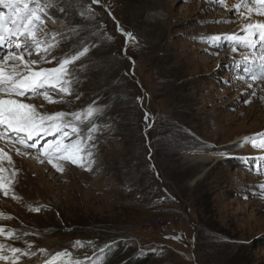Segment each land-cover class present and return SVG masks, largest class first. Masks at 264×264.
I'll return each instance as SVG.
<instances>
[{
	"label": "rangeland",
	"instance_id": "rangeland-1",
	"mask_svg": "<svg viewBox=\"0 0 264 264\" xmlns=\"http://www.w3.org/2000/svg\"><path fill=\"white\" fill-rule=\"evenodd\" d=\"M51 2L46 30L49 39L60 33L53 55L88 49L72 66L79 99H21L47 113L101 108L94 163L63 161L57 172L36 150L0 139L17 144L6 154L13 164L0 161V175L11 180L9 194L0 191V213L12 217L0 226L21 236L0 241L31 243L33 260L68 250L85 264H264V175L257 174L264 164L253 159L263 150L240 143L264 132V81H241L234 63L261 54L202 40L250 22V7L234 13L245 0ZM89 6L91 19L81 15ZM77 240L96 246L74 248Z\"/></svg>",
	"mask_w": 264,
	"mask_h": 264
},
{
	"label": "snow or ice",
	"instance_id": "snow-or-ice-1",
	"mask_svg": "<svg viewBox=\"0 0 264 264\" xmlns=\"http://www.w3.org/2000/svg\"><path fill=\"white\" fill-rule=\"evenodd\" d=\"M97 4L99 0H91ZM218 5H224V0H213ZM258 5V7H257ZM0 6L7 9V12L0 10V139L7 138L14 143L22 145L25 149H33L39 153L40 163L47 161L57 172H63L61 164L63 161L84 167L85 157H88L87 166L90 168L94 163L90 158L93 156L92 149L95 144L92 141L99 126L94 122V117L102 109L89 104L86 107L75 111H58L47 113L40 111L43 105L36 106L32 103L24 102L23 99L42 97L49 103H66L69 96L79 95L75 93L72 66L87 52V48L78 50L75 54H65L56 57L53 52L59 47L57 37L60 33H49L46 30L45 20L51 19L48 9L51 8V0H0ZM247 0L237 6L234 13L239 15L240 8H247ZM253 7L256 14L264 16V0H253ZM252 9H249L251 12ZM87 14L91 19L94 16L90 6L81 15ZM217 23H228L231 21H216ZM243 35L238 33L216 34L210 37H202L206 42L215 47L225 44L232 47V52L238 49H248L261 54L259 61L250 59L248 55L243 56V60L234 62L237 65L238 79L247 82L264 81V22L255 24L247 23L242 29ZM131 39L130 33H124ZM55 62V67L45 68L43 64ZM243 64L240 71L239 65ZM248 88L252 89L253 84L248 83ZM53 93L57 98L54 99ZM256 91L251 92L255 97ZM264 99V97H261ZM250 103L251 101H244ZM147 119V114H146ZM89 123L87 129L81 125ZM52 137L43 145L40 139ZM241 146L250 143L253 148L264 150V132L245 137L240 142ZM20 154V150H16ZM24 155H29L24 152ZM223 155V153H221ZM6 156L3 149H0V161ZM42 157V158H41ZM264 164V155L254 157ZM55 161V162H54ZM7 163L13 164L11 157H7ZM5 171L0 163V173ZM257 174L264 175V168L257 171ZM15 171L13 172V176ZM264 191V184L260 185ZM11 188V180L5 183V177L0 175V191L8 195ZM13 199H20L13 193ZM247 198V197H245ZM44 206L33 208L28 206L29 211L39 212ZM0 219H12L4 213H0ZM25 236L29 233H24ZM0 236L4 241L21 240V236L15 229H5L0 226ZM180 239V237H173ZM0 241V261L5 264H18L22 257H34L32 244L27 243V249L16 247L11 243ZM95 247L94 241L77 240L72 242L74 248H83L85 245ZM109 245L100 247L104 252ZM45 252V249H39ZM88 259H91L90 257ZM46 264H85L84 260L72 259V253L68 250L58 251L52 255L51 260Z\"/></svg>",
	"mask_w": 264,
	"mask_h": 264
},
{
	"label": "bare ground",
	"instance_id": "bare-ground-1",
	"mask_svg": "<svg viewBox=\"0 0 264 264\" xmlns=\"http://www.w3.org/2000/svg\"><path fill=\"white\" fill-rule=\"evenodd\" d=\"M247 3H248V7H250V9H252L251 12H249V10H248L247 16H251L252 17V20L250 22H248V23L255 24L257 22H264V16H260V15L256 14L255 8L253 7V0H247ZM257 7H258V5H257ZM247 19H249V18H247ZM243 28H244V26L237 33L238 34H244L242 32ZM0 54H2V52H0ZM257 54H259V53L252 52L253 57L257 56ZM49 138H51V137H49ZM49 138H47V139H49ZM8 141H10V140H8ZM16 146H17V144L16 145H12L10 143L6 144V143L0 141V149H3L4 153H6V154L8 152H12L13 151L12 149L15 150ZM261 153H262V155H264V150ZM31 154L32 153H29V155H31ZM6 157H7V155L5 156V158ZM51 257H52L51 255H49V256L47 255V256H45L43 258H40V259H37V260H33L32 258H29V257L25 256V257H22L24 260H22V262L18 263V264H46V262L49 261V259H51ZM0 264H5V262L0 261Z\"/></svg>",
	"mask_w": 264,
	"mask_h": 264
},
{
	"label": "trees",
	"instance_id": "trees-1",
	"mask_svg": "<svg viewBox=\"0 0 264 264\" xmlns=\"http://www.w3.org/2000/svg\"><path fill=\"white\" fill-rule=\"evenodd\" d=\"M144 262L143 261H139L138 263H134V264H143Z\"/></svg>",
	"mask_w": 264,
	"mask_h": 264
}]
</instances>
